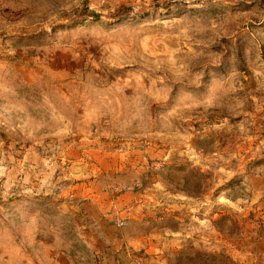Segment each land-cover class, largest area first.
Here are the masks:
<instances>
[{
    "label": "rangeland",
    "instance_id": "1",
    "mask_svg": "<svg viewBox=\"0 0 264 264\" xmlns=\"http://www.w3.org/2000/svg\"><path fill=\"white\" fill-rule=\"evenodd\" d=\"M0 264H264V0H0Z\"/></svg>",
    "mask_w": 264,
    "mask_h": 264
}]
</instances>
